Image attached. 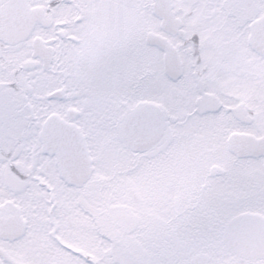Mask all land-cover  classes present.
Listing matches in <instances>:
<instances>
[{
	"label": "snow or ice",
	"instance_id": "obj_1",
	"mask_svg": "<svg viewBox=\"0 0 264 264\" xmlns=\"http://www.w3.org/2000/svg\"><path fill=\"white\" fill-rule=\"evenodd\" d=\"M0 264H264V0H0Z\"/></svg>",
	"mask_w": 264,
	"mask_h": 264
}]
</instances>
